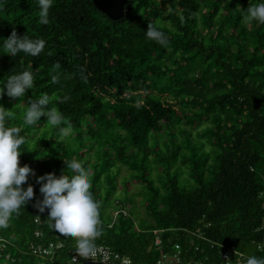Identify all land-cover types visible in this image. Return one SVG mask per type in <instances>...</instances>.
I'll return each mask as SVG.
<instances>
[{
    "label": "trees",
    "instance_id": "trees-1",
    "mask_svg": "<svg viewBox=\"0 0 264 264\" xmlns=\"http://www.w3.org/2000/svg\"><path fill=\"white\" fill-rule=\"evenodd\" d=\"M259 2L128 0L124 16L112 20L93 0H54L43 24L38 0H0V89L10 75H34L24 97H0L9 126L26 138L20 166L59 177L68 174L66 160L82 163L100 205L96 244L131 264H156L176 242L193 259H217L225 249L264 258V24L242 19ZM149 23L166 33L167 47L146 38ZM13 30L45 40V49L6 54L3 39ZM43 94L64 114L60 125L47 117L24 123L29 100ZM68 124L63 137L59 128ZM121 166L142 185L150 219L137 221L121 199L116 216L105 212ZM35 180L24 185L35 186L34 200L42 198ZM33 202L0 229V264H69L75 240L50 228L48 211ZM57 240L64 248L53 259L32 254L31 244Z\"/></svg>",
    "mask_w": 264,
    "mask_h": 264
},
{
    "label": "clouds",
    "instance_id": "clouds-1",
    "mask_svg": "<svg viewBox=\"0 0 264 264\" xmlns=\"http://www.w3.org/2000/svg\"><path fill=\"white\" fill-rule=\"evenodd\" d=\"M54 0H38L40 18L43 24L49 23L50 9ZM245 23L255 21L264 24V0L251 4L246 14L242 15ZM148 40L167 47L169 40L166 33L153 23H149L145 32ZM46 41L39 38L21 37L13 30L11 35L3 39V49L13 58L23 52L30 56H39L45 49ZM55 68L59 69L57 63ZM53 83L59 81V73L52 75ZM34 75L31 71H23L10 75L0 89V97L5 93L10 98L24 97L27 90L32 89ZM49 96L43 94L39 99L29 100L24 117V123L32 126L47 117V124L60 125L66 118L56 108H48ZM11 118L9 110L0 105V229L10 226L12 214H19L21 209L33 202L36 193L31 183L24 185L30 177H36L35 183L40 185L39 192L42 198H35L33 207L40 213L48 211L49 227L61 236L75 240L76 253L84 258H94L97 251L96 241L103 231L100 218V205L91 192L89 172L82 163L76 159L66 160L67 173L57 176L54 172L36 176V172L29 165L20 166L19 158L22 153L21 146L26 138L21 128L9 126ZM71 125L59 128V134L67 137ZM39 217V216H37ZM47 264V263H46ZM246 264H264V258L255 255L248 256Z\"/></svg>",
    "mask_w": 264,
    "mask_h": 264
},
{
    "label": "built area",
    "instance_id": "built-area-1",
    "mask_svg": "<svg viewBox=\"0 0 264 264\" xmlns=\"http://www.w3.org/2000/svg\"><path fill=\"white\" fill-rule=\"evenodd\" d=\"M260 199L263 202L264 208V187L260 192ZM121 211L126 213V210L122 209ZM117 213L115 214V216ZM37 235H40L39 232H36ZM195 235L201 237V234L198 231L194 233ZM2 242V241H0ZM162 239L160 236L155 238V245L161 246ZM2 246H5V243L2 242ZM64 248V243L62 241H51L48 244H31L30 249L32 254L39 257H45L49 260L53 259L58 252ZM198 249V248H196ZM183 246L180 243H174L172 248L163 253L157 259L156 264H246V259L248 256H251L238 249H225L220 252L217 259H193L190 257H184ZM97 260L100 262H116L119 264H131V260L127 257L122 256L119 252L114 251L107 244H97V251L94 258L84 259L80 257L76 252L73 253L69 264H76L83 261Z\"/></svg>",
    "mask_w": 264,
    "mask_h": 264
},
{
    "label": "rangeland",
    "instance_id": "rangeland-1",
    "mask_svg": "<svg viewBox=\"0 0 264 264\" xmlns=\"http://www.w3.org/2000/svg\"><path fill=\"white\" fill-rule=\"evenodd\" d=\"M161 1V0H159ZM248 27H250L248 25ZM205 128L204 123L201 127H199L196 130H193L191 133V140L195 141L197 139V131ZM210 146L207 145V149ZM84 159H87V154L83 156ZM92 170L90 169V173ZM115 172V170H114ZM113 172V173H114ZM182 176H187V173L185 172ZM184 177L180 178V183L186 184L188 186H191V183H188L187 180L184 179ZM105 180V176L102 178V182ZM106 180L107 175H106ZM128 181V183H127ZM106 182V181H105ZM142 185L139 182H136L135 180H131V173L128 167L121 166L119 173L117 174V187L114 192V195L111 196V198L108 200L109 205L107 208H105L106 213H112L115 216V212L113 209H116V203L117 199H121L123 202H128V209L133 213L134 217L137 219V221L141 222L144 218H149L145 212L144 208V198L142 196ZM102 194L105 192V187L102 188ZM105 197V194L103 195ZM126 208V207H125ZM150 219V218H149Z\"/></svg>",
    "mask_w": 264,
    "mask_h": 264
},
{
    "label": "water",
    "instance_id": "water-1",
    "mask_svg": "<svg viewBox=\"0 0 264 264\" xmlns=\"http://www.w3.org/2000/svg\"><path fill=\"white\" fill-rule=\"evenodd\" d=\"M95 6L112 20H119L125 14L128 0H93ZM46 264V263H41ZM76 264H119L116 262H100L97 260L83 261Z\"/></svg>",
    "mask_w": 264,
    "mask_h": 264
}]
</instances>
